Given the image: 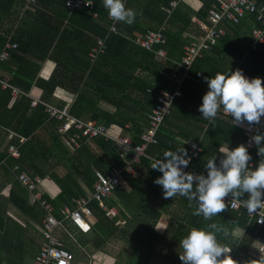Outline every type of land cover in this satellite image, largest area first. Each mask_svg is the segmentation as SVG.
<instances>
[{"label":"trees","instance_id":"16d2710c","mask_svg":"<svg viewBox=\"0 0 264 264\" xmlns=\"http://www.w3.org/2000/svg\"><path fill=\"white\" fill-rule=\"evenodd\" d=\"M47 1L57 5L56 14H61L63 20L68 18L65 30L62 31L60 27L55 30L49 26L48 20H42L48 16L45 13ZM66 1L36 0L35 5H31L20 18V25L12 37L10 23L6 27L0 22V52L9 37L17 43V48L9 51L8 60L0 62V67L12 75L8 80L11 85L25 93L37 86L44 91L42 100L48 103L55 90L59 86L66 87L68 80L77 94L69 109L72 116L86 121L95 120L105 127H118L121 135L131 138L133 145H140L141 135L148 126L150 108L162 90L175 88L170 73L182 71L175 63L180 61L190 38L197 35L196 28H193V17L205 21L214 0H202L203 6L196 12L176 0L179 1L178 6L170 15L165 9L174 0H125L126 7L136 10L137 16L132 25L116 21L118 34L109 32L113 21L103 6V0H92L96 17L86 10L70 13ZM6 3L8 6L2 8ZM14 3L15 0H3L0 13L9 10ZM258 3L264 5V0H258ZM159 27L166 29V45L163 47L166 61L157 59L153 53L131 42L137 34L144 35ZM226 27L227 36L221 38L210 52L202 53L189 67L182 85L183 96L179 98L181 106L173 109L165 118V124L157 133L158 144L149 146L145 152L149 157L144 156L139 163H132L133 174L121 170L124 161L119 157V147L113 140L101 136L90 141L83 139L81 147L72 152L58 135L60 123L50 119L44 105L32 107L29 97H22L11 104L9 90L0 89L1 142L8 135H13L3 150L0 142V169L11 174L9 169L18 165L19 171L30 177L38 176L44 180L49 176L59 187L54 197L44 195L53 206L55 217H64L65 204L74 208L75 199L92 190L97 172L107 174L113 168L120 170V188L105 200L108 207L117 210V214L107 215L97 201H92L90 232L83 234L69 226V230L77 233L80 239L77 244L65 243V247L75 255V260L83 239L82 252L85 254L100 252L109 242L120 240L124 247L114 257V264H147L149 260L150 264H182L179 259L182 252L180 240L191 229L205 228L216 222L229 229L231 235L225 238L218 234V240L232 249L234 259H239L238 264H264V258L251 255L258 244L264 242V227L250 222L246 208L231 210L226 207L225 211L208 221L203 216H194L193 210L198 206L196 202H191L192 207H189L190 202L186 197L177 195L165 199L162 186L154 183L163 173L151 168L153 161L163 158L164 151L183 147L188 153L189 143L199 142L202 152L192 160L190 170L206 176L207 160L216 155L219 164L221 147L234 149L244 144L245 127L233 124L232 117L222 108L214 125L205 120L199 111L203 98L200 90L207 84L205 78H211L217 72L228 73L239 69L244 76L251 79L259 77L264 83V43L257 50L251 49L253 30L262 28L257 16L249 15L240 25L227 23ZM50 30L56 34L50 35ZM186 34L189 37H185ZM43 38L49 39L47 44ZM37 43L49 45L48 49H38ZM92 49L99 50L94 62L89 58ZM66 53L74 57L73 63L67 64V67H57L56 73L48 80L39 77L40 62L48 58L59 59L61 54L66 56ZM25 55L36 58L37 62L25 59ZM68 72L70 76L71 72L81 76L66 77ZM69 136H73V133L70 132ZM21 139L24 140L22 143ZM9 146L18 149L19 160L8 157ZM257 151L256 147L251 154L253 169L261 160ZM59 166L67 170L63 177L55 174ZM26 195L25 189L14 180L9 201L21 208L19 200L28 202ZM242 198L247 199V194ZM29 207L37 208L36 205ZM41 211L40 224L44 216L42 208ZM3 218L0 216V233H3L0 250L15 249L17 242L12 239L19 240V237L7 229ZM164 218L168 224L161 229Z\"/></svg>","mask_w":264,"mask_h":264},{"label":"built area","instance_id":"2783aa9c","mask_svg":"<svg viewBox=\"0 0 264 264\" xmlns=\"http://www.w3.org/2000/svg\"><path fill=\"white\" fill-rule=\"evenodd\" d=\"M36 0H29L30 5H35ZM176 2L170 3L169 9L166 13H170L175 8ZM214 9L209 12L208 25L196 26L197 35L192 36L190 42L185 48L183 56L178 64V68L182 71L170 73V77L175 83L173 90H163L156 97V102L147 114L148 126L145 128L141 135L142 143L140 145H133L132 140L128 135L114 136L109 127L96 123V121H86L72 116L69 112V107H57L50 103L44 102L42 99L33 98L29 93H25L20 88L13 86L7 79L0 75V89L9 90L11 97V104L19 101L22 97H29L32 100L31 106L37 107L39 104L45 106L46 112L50 119H56L60 123L58 128V135L63 139V143L72 152H75L81 147L82 140L90 141L98 136L105 137L106 139L113 140L119 147V157L124 161L122 171L128 174H133L134 170L132 163H139L140 159L144 156L147 148L151 145L158 144L157 133L162 127L164 120L171 114L178 97L183 95L182 85L187 77L189 67L193 62L202 56V53L210 52V50L217 45L218 41L226 35V31L222 29L223 23L229 22L233 25H240L242 20L249 15H256L257 21L261 23L262 28H256L252 32L253 44L251 49L256 50L260 44L264 43V5H260L258 0H214ZM66 8L70 13L77 10H86L96 17L94 12V4L91 0H67ZM112 20V19H111ZM113 21V20H112ZM116 21H113L109 32L111 34H118ZM164 27L158 32H148L142 38L137 40V44L143 50L153 53L159 60L166 61V54L163 47L166 44L164 36ZM97 44L101 47L100 41ZM17 43L12 42L10 38L4 45L0 52V62L7 61L9 58V51L16 49ZM98 49H92L89 58L94 62L97 58ZM248 124L244 130L245 142L244 145L248 147L250 154L257 147L252 143L251 138L257 132H264V117H261L259 125L252 126V130H248ZM73 136H69V133ZM13 137L11 134L10 138ZM22 143L23 141L20 140ZM202 152V147L198 142L189 143L188 156L191 157L190 163L183 170L193 174H200L196 171L190 170L192 160L197 159ZM127 153L131 154L130 159H125ZM7 155L12 160L20 159V152L14 146L7 148ZM153 160V159H152ZM250 168L253 169L254 162H249ZM10 170L16 172V177L19 182L28 189L35 200L42 202L46 214L42 219L41 228V246L38 254L34 258V264H74L75 255L65 247V243L77 244L75 233L69 230V226L74 227L77 231L86 234L91 230L93 222V212L90 207V202L97 201L99 207L105 211L107 215L115 216L117 210L113 207H108L105 200H107L115 189H119L120 170L113 168L107 174L100 172L96 173V181L91 191L86 195L80 196L75 199L74 208L68 205L63 206L65 216L57 218L52 213L53 206L44 198L39 191V186L43 183L40 177H30L28 174L21 173L19 166L16 165ZM19 171V173H18ZM226 206L231 210H240L243 206L240 201H232L231 196L225 199ZM245 208V207H244ZM250 222L254 223L257 227H264V208L260 209L256 214H249ZM68 222V223H67ZM230 255L233 258L231 250ZM254 258H264V242L258 244L251 254Z\"/></svg>","mask_w":264,"mask_h":264},{"label":"clouds","instance_id":"9594fccd","mask_svg":"<svg viewBox=\"0 0 264 264\" xmlns=\"http://www.w3.org/2000/svg\"><path fill=\"white\" fill-rule=\"evenodd\" d=\"M113 21L132 25L137 16L136 10L126 7L125 0H103ZM165 36V35H164ZM208 91L202 98L199 111L202 117L215 124L221 108L232 117L233 124L252 126L261 123L264 117V83L259 77L249 79L241 70L228 73L217 72L211 78H205ZM257 146V155L261 160L257 167L250 168L252 160L248 147L240 144L234 149L221 147L222 156L217 164L216 155L207 160V175L193 174L183 169L190 163L191 157L183 147L175 151L166 150L163 158L153 161L151 168L162 172L154 183L162 186L165 199L179 195L198 205L193 210L194 216H203L211 220L226 210L225 199L240 201L249 214H256L264 208V134L257 132L251 138ZM247 194V199L242 197ZM218 234L225 238L231 235L228 228L216 222L205 228H193L180 240L179 259L182 264H238L230 255L231 248L222 245ZM249 264V262H245Z\"/></svg>","mask_w":264,"mask_h":264},{"label":"crops","instance_id":"0c3cea01","mask_svg":"<svg viewBox=\"0 0 264 264\" xmlns=\"http://www.w3.org/2000/svg\"><path fill=\"white\" fill-rule=\"evenodd\" d=\"M180 1L183 2L185 5L189 6L195 12L198 11L203 6L202 0H180ZM172 2L177 3L175 6V8H176L178 6L179 1L174 0ZM172 2H170V3H172ZM2 3H3V0H0V5H2ZM214 5L215 4H212L211 9L207 12V18L205 21H202L198 18L193 17V20H192L193 21V28L194 27L196 28V26L199 25V23H201V25H202V23H203V25H208V15H209V12L212 9H214ZM6 6H8L7 3L4 4V6L2 8H6ZM45 6H46L45 13L48 16H47V18L42 19V20L43 21L48 20L49 26L55 28V30L59 27L62 29V31L65 30V28L68 26V23H69L68 18L63 20L61 18V14L60 15L56 14V13H58L56 4L50 3V1L49 2L47 1V2H45ZM169 7H170V4H169ZM169 7L166 9H169ZM30 8H31V5L29 4V0H15V3L12 5V7L9 8V10H7V11L2 10L1 11L0 17L2 19L0 20V22L2 23V25L6 26V27L8 26V23H10V26H11V35L10 36L11 37L14 35V33L16 31L15 29L20 25V18L24 15V12ZM174 9H172V11ZM172 11L169 14L168 13L167 14L170 15L172 13ZM227 23H229V22L223 23V26H222V29L226 31V35L223 37H226L228 34V30L226 27ZM39 25L41 26L42 23L40 22ZM230 25H233V23H230ZM193 28H192V31H193ZM161 29H162V27H159L156 31H148V32H158ZM163 30H164L163 32L165 33L166 29L163 28ZM147 33H145V34H147ZM49 34L54 36L56 33H55V31L50 30ZM144 35L137 34L136 38L134 40L131 39V42H133L134 45L139 47V45L137 44V40L139 38H142ZM187 35L188 34H186L185 37ZM11 37H9L10 40H11ZM188 37H189V35H188ZM165 39H166V37H165ZM43 40L47 44V41L49 39L43 38ZM190 42H192V37L189 40V43ZM48 46L49 45L44 46L43 44L37 43L36 47L38 49H48ZM186 46H184V47H186ZM139 48L142 49L141 47H139ZM183 52H184V50H183ZM24 58L29 59L33 63L37 62L36 58L30 57L29 55H25ZM72 59H74V57H71L69 53H66V56L61 54L59 59L58 58H53V59L48 58L46 61L40 62L41 67H40L39 77H41L43 79H47V80L50 79L56 73L57 67L66 66L67 64H69L73 61ZM179 63H180V61L175 63L177 67H178ZM172 72H175V71H172ZM0 75L4 79H7V80H10V78L12 77V75L9 72L3 70L1 67H0ZM71 75L72 76H70V73L68 72L66 77H79V76H81L80 74H73L72 72H71ZM247 78L251 79L250 77H247ZM65 86L66 87L59 86L55 90V92L51 98V101L49 103L52 105H55L57 107H59L60 105H64L62 107H69V109H70V106L75 101L77 94L75 92H73V86L70 84V82L68 80L66 81ZM207 91H208V84H204V86L200 90V94L202 95V97L204 96V94ZM30 94L32 95L33 98L43 99L44 91L42 89H40L39 87L34 86L32 88V90L30 91ZM181 97H178L177 100L175 101L176 104H174L175 105L174 109L179 108V106H181L179 103V101H180L179 98H181ZM69 112H70V110H69ZM246 125H247V123L245 122V124L239 125V126L244 128V127H246ZM109 128H110V130L114 136H117L119 134L121 135L120 128L114 127V126H110ZM10 136L11 135H8L4 142H1L2 140L0 139L1 150H3L5 148V146L8 144ZM21 140L24 141L23 139H21ZM225 147H227V146H225ZM228 147H229V149H233L230 146H228ZM127 154H129V155L125 156V159H130L131 154L130 153H127ZM9 171L11 172V174L5 173L2 168L0 169V216L4 217L3 218L4 219V225L7 227V229L11 233H13L14 235H17L19 237V240L12 239L15 242H17V246L15 249L9 248L6 250H0V264H9V262H10V264H34V258L38 254L40 246H41V228H42V220H41V224H40V217H41V212H42L41 208L44 211V216L46 214V210H45L42 202L39 200H35L33 197V194L19 182V180L16 177V172L12 171L10 169H9ZM56 173L59 177H63L67 173V170L63 166H59L55 170V174ZM47 175H49V174L47 173ZM48 177L49 176H47V179L43 180V183L39 186L38 189L42 193L43 196L48 195L50 197H54L59 192V187L57 185H55L52 182V180H50V178H48ZM14 180H17L18 183L20 184V186L25 189L26 194H28V195H26V198H28V202L23 203L22 200H19L21 205H22L21 208H18L17 206H15L8 199L9 193H10V190H11V187L13 185ZM34 205H36V207H37L36 209H32L29 207V206H34ZM44 216H43V218H44ZM167 224H168L167 220L164 218L161 222V229H164L167 226ZM2 236H3V233L1 232L0 233V249H1V243H2ZM77 236H79V235L77 233H75V238H76L77 243H78V240H80V239ZM8 237H11V236L8 234ZM84 240L85 239L82 240V243L79 246V254L82 253V254L87 256V254L82 252V248H83L82 245H83ZM79 254H78V258H80Z\"/></svg>","mask_w":264,"mask_h":264},{"label":"rangeland","instance_id":"374dc122","mask_svg":"<svg viewBox=\"0 0 264 264\" xmlns=\"http://www.w3.org/2000/svg\"><path fill=\"white\" fill-rule=\"evenodd\" d=\"M236 235L239 237L240 234L236 233ZM124 245L123 242L120 240L117 241H111L108 243V245L103 248L100 252H96L94 254H79V257H76L75 263L76 264H114V257L116 254L120 253V251L123 249ZM234 259V258H233ZM237 262L239 259H234ZM151 260L148 261L147 264H150Z\"/></svg>","mask_w":264,"mask_h":264}]
</instances>
